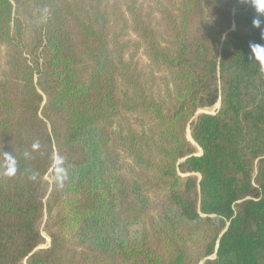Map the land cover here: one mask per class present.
<instances>
[{
  "label": "trees",
  "instance_id": "16d2710c",
  "mask_svg": "<svg viewBox=\"0 0 264 264\" xmlns=\"http://www.w3.org/2000/svg\"><path fill=\"white\" fill-rule=\"evenodd\" d=\"M254 15L250 0H0V147L19 162L0 161V264H264Z\"/></svg>",
  "mask_w": 264,
  "mask_h": 264
},
{
  "label": "clouds",
  "instance_id": "9594fccd",
  "mask_svg": "<svg viewBox=\"0 0 264 264\" xmlns=\"http://www.w3.org/2000/svg\"><path fill=\"white\" fill-rule=\"evenodd\" d=\"M252 7L255 10L254 18L252 19V27L254 29H260L261 39L264 40V0H250ZM48 15V10L44 9L43 19L46 21ZM250 56L249 59L261 66H264V43H250ZM39 142L32 144V149H39ZM28 153H25L27 156ZM0 161H3V167L5 174L8 176H13L16 174L18 169V159L14 153V150L4 151L0 147ZM55 167H54V177L53 179L57 182L59 187H63L64 183L69 179L68 169L65 167L64 158L60 155L54 157ZM30 179L36 180V174H32Z\"/></svg>",
  "mask_w": 264,
  "mask_h": 264
},
{
  "label": "rangeland",
  "instance_id": "374dc122",
  "mask_svg": "<svg viewBox=\"0 0 264 264\" xmlns=\"http://www.w3.org/2000/svg\"><path fill=\"white\" fill-rule=\"evenodd\" d=\"M215 109H216V108H215V106H214L213 108H211V109H209V110H205L204 112L212 113ZM187 139H188V135H187Z\"/></svg>",
  "mask_w": 264,
  "mask_h": 264
},
{
  "label": "water",
  "instance_id": "95a60500",
  "mask_svg": "<svg viewBox=\"0 0 264 264\" xmlns=\"http://www.w3.org/2000/svg\"><path fill=\"white\" fill-rule=\"evenodd\" d=\"M219 107V102L215 105V108L218 109ZM199 113H204L203 111H199ZM188 139H189V134H188Z\"/></svg>",
  "mask_w": 264,
  "mask_h": 264
}]
</instances>
